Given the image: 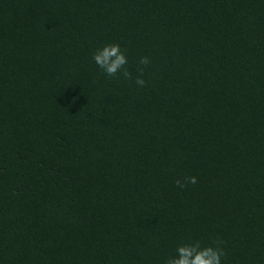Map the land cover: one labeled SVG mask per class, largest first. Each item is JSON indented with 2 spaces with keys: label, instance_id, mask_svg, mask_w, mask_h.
Instances as JSON below:
<instances>
[{
  "label": "trees",
  "instance_id": "16d2710c",
  "mask_svg": "<svg viewBox=\"0 0 264 264\" xmlns=\"http://www.w3.org/2000/svg\"><path fill=\"white\" fill-rule=\"evenodd\" d=\"M107 44L132 80L93 61ZM194 241L264 264V0H0V264Z\"/></svg>",
  "mask_w": 264,
  "mask_h": 264
},
{
  "label": "clouds",
  "instance_id": "9594fccd",
  "mask_svg": "<svg viewBox=\"0 0 264 264\" xmlns=\"http://www.w3.org/2000/svg\"><path fill=\"white\" fill-rule=\"evenodd\" d=\"M126 50H122L119 44H107L93 53V61L109 77H116L120 74L124 79L132 80V73L126 68L128 59ZM151 63L150 57L142 56L138 62L137 75L134 83L138 87L146 84L144 69ZM142 66V67H140ZM186 183L195 184V176L186 177ZM186 183L176 181L178 187H185ZM219 241H213V245L202 246L199 241L181 244L176 249V256L169 257L165 264H221V257L224 255L223 248L219 247Z\"/></svg>",
  "mask_w": 264,
  "mask_h": 264
}]
</instances>
